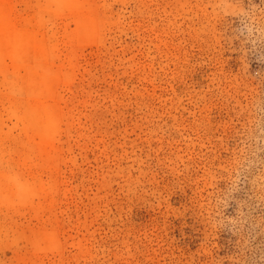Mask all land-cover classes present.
Wrapping results in <instances>:
<instances>
[{
  "label": "rangeland",
  "instance_id": "rangeland-1",
  "mask_svg": "<svg viewBox=\"0 0 264 264\" xmlns=\"http://www.w3.org/2000/svg\"><path fill=\"white\" fill-rule=\"evenodd\" d=\"M0 264H264V0H0Z\"/></svg>",
  "mask_w": 264,
  "mask_h": 264
}]
</instances>
